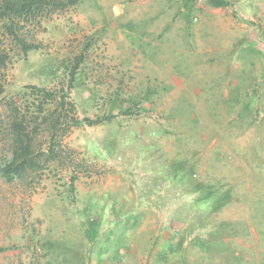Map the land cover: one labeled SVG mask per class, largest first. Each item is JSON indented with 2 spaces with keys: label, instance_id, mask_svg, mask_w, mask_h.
Listing matches in <instances>:
<instances>
[{
  "label": "rangeland",
  "instance_id": "374dc122",
  "mask_svg": "<svg viewBox=\"0 0 264 264\" xmlns=\"http://www.w3.org/2000/svg\"><path fill=\"white\" fill-rule=\"evenodd\" d=\"M227 2L78 0L25 54L0 29V167L29 86L100 120L52 161L41 125L40 167L0 175V264H264V0Z\"/></svg>",
  "mask_w": 264,
  "mask_h": 264
},
{
  "label": "trees",
  "instance_id": "16d2710c",
  "mask_svg": "<svg viewBox=\"0 0 264 264\" xmlns=\"http://www.w3.org/2000/svg\"><path fill=\"white\" fill-rule=\"evenodd\" d=\"M78 0H0V29L3 34L10 36L13 41L19 45L22 53L37 47L36 44L28 42L20 36V29L24 24L35 23L47 17L54 12H61L71 6H74ZM213 7H224L228 5L227 0H207ZM81 57H77L73 70L78 67ZM5 64V55L0 54V65ZM73 70L71 71L70 85L73 79ZM30 93L37 97L34 115L37 118L33 120L36 124L30 128V122L27 120V110L8 101L7 105V131L11 136L12 148L10 159L0 167V175L6 180H12L15 177H22L27 169L36 170L40 167V159L35 152L34 140L40 129L44 125L49 146L45 152V160L52 161L56 159L54 150L55 134L60 131L62 137L73 126L82 124L93 125L100 120H91L89 118H79L73 102L69 99L68 93L64 90L55 91L53 88L29 86ZM4 91V83L0 80V95Z\"/></svg>",
  "mask_w": 264,
  "mask_h": 264
}]
</instances>
